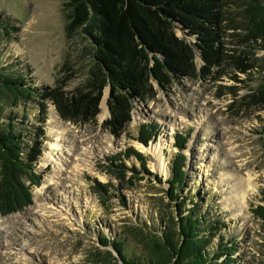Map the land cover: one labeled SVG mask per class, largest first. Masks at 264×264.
<instances>
[{
    "label": "rangeland",
    "instance_id": "1",
    "mask_svg": "<svg viewBox=\"0 0 264 264\" xmlns=\"http://www.w3.org/2000/svg\"><path fill=\"white\" fill-rule=\"evenodd\" d=\"M0 15L16 27L9 29L7 42L0 35V44L7 43L1 58L27 66L36 85H53L62 62L69 66L70 87L94 68L86 38L65 28L61 0H0ZM252 57L260 73L254 81L245 78L247 87L237 89L235 97L216 96L218 84L241 86L228 77H183L165 89L152 81L154 96L134 102L119 137L101 125L109 115V86L107 111L100 106L103 91L90 123L73 124L49 112L33 170L38 177L26 181L31 200L0 215V264H114L116 254L102 235L127 238L132 233L145 239L148 232L158 233L154 229L160 221L178 218L175 203L186 194L193 195L203 213H220L228 223L226 238L235 236L238 249L232 256L243 264L263 260L264 233L251 208L264 205V105L245 101L256 91L253 86L264 87V50L253 51ZM11 106L7 101L3 107L21 114V104ZM144 126L150 130L145 142L140 139ZM176 134L186 138L181 147L175 145ZM128 148L141 157L121 153L122 161L112 159ZM176 153L182 155L184 176L173 199L167 180ZM186 207H192L188 200Z\"/></svg>",
    "mask_w": 264,
    "mask_h": 264
},
{
    "label": "trees",
    "instance_id": "2",
    "mask_svg": "<svg viewBox=\"0 0 264 264\" xmlns=\"http://www.w3.org/2000/svg\"><path fill=\"white\" fill-rule=\"evenodd\" d=\"M61 14L68 33L86 38L94 68L83 82L70 87L69 66L62 62L58 69L62 74L53 85H36L27 66L23 69L17 60L8 62L0 56V215L31 200L26 181L38 177L33 170L42 154L50 107L64 121L90 123L109 86V115L101 125L119 137L131 119L134 102L154 96L152 81L165 89L183 77H228L241 86L218 84L216 96L235 97L245 78L254 81L260 73L252 53L264 50V0H61ZM9 29L16 27L0 15V35L6 42L12 34ZM6 45L0 44V55ZM253 88L256 91L245 104L264 105V87ZM7 101L11 107L21 104V114L4 110ZM149 131L146 126L140 129L144 142ZM185 139L176 134L175 145L181 147ZM121 153L141 157L128 148L112 154V159L122 161ZM170 163L167 193L176 199L184 176L182 155L176 153ZM120 166L125 167L123 163L115 167ZM117 174L124 177L122 170ZM180 197L175 203L178 218L160 221L154 229L158 233L148 232L145 239L132 233L127 238L101 236L116 254L114 264H243L232 256L238 250L235 236L226 238L228 223L221 214L203 213L192 194ZM187 200L192 207H186ZM251 213L264 233V205L251 208ZM258 264H264V258Z\"/></svg>",
    "mask_w": 264,
    "mask_h": 264
},
{
    "label": "bare ground",
    "instance_id": "3",
    "mask_svg": "<svg viewBox=\"0 0 264 264\" xmlns=\"http://www.w3.org/2000/svg\"><path fill=\"white\" fill-rule=\"evenodd\" d=\"M105 98H106V89L104 90V95H103V98H102V102L100 103V106H101V108L103 109V113H104V111H107L106 110V108H104L105 107ZM105 109V110H104ZM50 112V115H51V117H56V112H55V110L53 109V108H51V110L49 111ZM49 115V116H50ZM156 148V147H155ZM155 148L153 147V149L155 150ZM157 150V149H156ZM59 163V162H58ZM238 197V196H237ZM239 200V199H238ZM240 204V203H239ZM242 205V204H241Z\"/></svg>",
    "mask_w": 264,
    "mask_h": 264
},
{
    "label": "water",
    "instance_id": "4",
    "mask_svg": "<svg viewBox=\"0 0 264 264\" xmlns=\"http://www.w3.org/2000/svg\"><path fill=\"white\" fill-rule=\"evenodd\" d=\"M157 84V83H156ZM107 109H108V104L106 103ZM109 110V109H108Z\"/></svg>",
    "mask_w": 264,
    "mask_h": 264
}]
</instances>
